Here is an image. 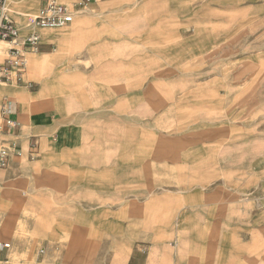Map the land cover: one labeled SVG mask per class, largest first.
Segmentation results:
<instances>
[{"label": "rangeland", "instance_id": "obj_1", "mask_svg": "<svg viewBox=\"0 0 264 264\" xmlns=\"http://www.w3.org/2000/svg\"><path fill=\"white\" fill-rule=\"evenodd\" d=\"M28 1L8 5L18 27ZM61 1L75 18L47 28L41 84L77 141L1 177L0 227L67 230L25 254L0 229L7 264H126L136 246L148 264H264V0Z\"/></svg>", "mask_w": 264, "mask_h": 264}, {"label": "crops", "instance_id": "obj_2", "mask_svg": "<svg viewBox=\"0 0 264 264\" xmlns=\"http://www.w3.org/2000/svg\"><path fill=\"white\" fill-rule=\"evenodd\" d=\"M38 8L42 1L38 0ZM17 9L32 10L31 2L28 0H6V7ZM10 14V12H9ZM11 16V15H10ZM12 17V16H11ZM34 17V15H33ZM17 24V23H16ZM31 33H37L40 43L37 50L31 46H22L20 53L23 55L25 66L21 73L17 72L16 67L10 66L11 45L6 41L0 42V115L13 121L12 124H4L0 128V149L1 148H20L21 156L10 154L9 164L6 168H0V182L3 175L12 176L15 167H19L20 159L25 158L30 161V156H34V163L47 162L49 158L62 154L74 152L76 137L74 129H70L69 121L66 117H56L51 114L47 107L49 96L41 84V62L55 51L49 41H55V32L52 29L44 28L42 31L35 25L19 27L18 41L22 40ZM45 39H44V37ZM61 45V40L57 39ZM20 45L16 46L19 47ZM10 70V76L7 71ZM52 141V142H50ZM43 217L36 216L32 222L19 220L12 216L5 219L0 227L3 233L11 234L13 241L20 243V252L25 254L36 252L35 242L45 237L50 240L52 245L55 237L67 227L61 220L54 219L49 229L42 228ZM33 226V232H29ZM78 227H74V232L79 234ZM3 251L0 263H13L19 254L16 248ZM75 252V251H74ZM5 259V260H4ZM10 260V261H9ZM36 261V264L45 262ZM150 256L142 247H134L127 256L126 264H148Z\"/></svg>", "mask_w": 264, "mask_h": 264}, {"label": "built area", "instance_id": "obj_3", "mask_svg": "<svg viewBox=\"0 0 264 264\" xmlns=\"http://www.w3.org/2000/svg\"><path fill=\"white\" fill-rule=\"evenodd\" d=\"M42 5L33 19V25L39 28H56L64 27L74 21L72 8L61 0H41ZM97 0H80L78 6L86 7ZM19 27L10 16L6 7V0H0V42L6 41L11 45L10 48V66L16 67L17 72L21 73L24 66V58L20 53L22 46H31L33 50L38 49L40 37L37 33L27 35L22 42L18 41ZM20 45L19 47H16ZM10 76V70L7 71ZM13 121L0 115V128L4 125H10ZM16 156L22 155L20 148H1L0 149V168H6L9 164L10 154ZM34 156H30L32 160ZM9 245L0 241V251H7ZM1 264V263H0Z\"/></svg>", "mask_w": 264, "mask_h": 264}, {"label": "bare ground", "instance_id": "obj_4", "mask_svg": "<svg viewBox=\"0 0 264 264\" xmlns=\"http://www.w3.org/2000/svg\"><path fill=\"white\" fill-rule=\"evenodd\" d=\"M8 244V243H7Z\"/></svg>", "mask_w": 264, "mask_h": 264}]
</instances>
